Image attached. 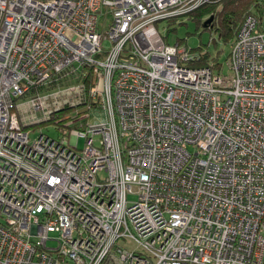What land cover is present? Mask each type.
<instances>
[{"label": "built area", "instance_id": "obj_1", "mask_svg": "<svg viewBox=\"0 0 264 264\" xmlns=\"http://www.w3.org/2000/svg\"><path fill=\"white\" fill-rule=\"evenodd\" d=\"M211 1L0 0V264H264V3L228 75L157 30Z\"/></svg>", "mask_w": 264, "mask_h": 264}, {"label": "trees", "instance_id": "obj_2", "mask_svg": "<svg viewBox=\"0 0 264 264\" xmlns=\"http://www.w3.org/2000/svg\"><path fill=\"white\" fill-rule=\"evenodd\" d=\"M263 3L264 0H217L215 2L202 4L197 8L187 12L183 17H186L195 23L197 27H201L203 30L214 32L218 36V40L221 41L223 45L230 44L231 48L237 30L246 16L250 13L259 12ZM210 18H212L211 23L206 24V26L203 28V24L206 23V21ZM174 21H176L175 18L169 20L167 24L170 25L171 23H174ZM212 41L215 43L216 40L212 39ZM178 43H180L179 40ZM190 50L195 55V58L188 65L190 68L206 67L214 72H221L222 65L218 60V55L220 52L216 53V55L212 57L209 51H207V47L203 48L201 45L193 49L191 48ZM94 81V74L92 69H90L86 79L83 80V82L85 83L87 89H89L94 86ZM87 103L94 105L89 99L87 100ZM80 107L84 108L85 106L78 105L76 107H64L62 110H59V112H55L49 121L32 126H26L23 129H32L35 126L46 123L57 124L59 127H61L64 124L62 123V120H59L60 115L67 110L70 111Z\"/></svg>", "mask_w": 264, "mask_h": 264}, {"label": "rangeland", "instance_id": "obj_3", "mask_svg": "<svg viewBox=\"0 0 264 264\" xmlns=\"http://www.w3.org/2000/svg\"><path fill=\"white\" fill-rule=\"evenodd\" d=\"M217 0H213L211 2H215ZM210 3V2H209ZM211 23V22H210ZM157 30L160 36L164 39V41L167 44H173L178 40L180 41V44L189 48L193 49L201 45L203 48L207 47V51L211 54V56H215L216 53L220 52L218 55L219 63L222 65V74L228 75V67L226 64V59L228 56V53L230 51V44L223 45L221 41L218 40V36L209 30H203L201 27H197L195 23L187 19L186 17H180L174 23H171L170 25L167 24L166 21H161L157 23ZM212 39H215V43L212 41ZM104 49H107L109 46V43L107 41L103 42L102 44ZM206 49V48H205ZM84 111L83 107L72 109L70 111H66L60 115L59 120H62V123L64 124L67 122L70 118H73L74 116L80 117L82 116V112ZM78 114V115H77ZM75 117V118H77ZM102 119H104V116L102 115ZM86 122V121H84ZM88 122L90 124H93V116L91 114V117L89 118ZM55 125L53 124H41L38 126L33 127L32 129L29 128L31 133V138H33L35 135H37L39 132L44 133L45 135L51 137L52 139H57L59 136L58 130L55 129ZM85 140L83 138H79L77 140V147L79 150H81L84 147ZM130 200L135 201V197H131ZM56 233H51L49 238H56ZM47 247L54 248L56 247V243L54 241L47 242Z\"/></svg>", "mask_w": 264, "mask_h": 264}, {"label": "water", "instance_id": "obj_4", "mask_svg": "<svg viewBox=\"0 0 264 264\" xmlns=\"http://www.w3.org/2000/svg\"><path fill=\"white\" fill-rule=\"evenodd\" d=\"M211 21H212V18H210L209 20H207L206 23L203 24V28L206 26V24H210Z\"/></svg>", "mask_w": 264, "mask_h": 264}]
</instances>
